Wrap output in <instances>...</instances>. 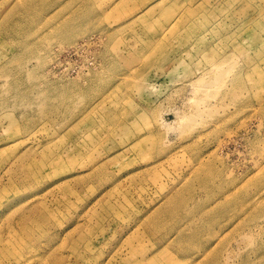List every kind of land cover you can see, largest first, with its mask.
I'll list each match as a JSON object with an SVG mask.
<instances>
[{
    "label": "rangeland",
    "instance_id": "obj_1",
    "mask_svg": "<svg viewBox=\"0 0 264 264\" xmlns=\"http://www.w3.org/2000/svg\"><path fill=\"white\" fill-rule=\"evenodd\" d=\"M116 1L0 0V264H264V0Z\"/></svg>",
    "mask_w": 264,
    "mask_h": 264
},
{
    "label": "crops",
    "instance_id": "obj_2",
    "mask_svg": "<svg viewBox=\"0 0 264 264\" xmlns=\"http://www.w3.org/2000/svg\"><path fill=\"white\" fill-rule=\"evenodd\" d=\"M86 3L89 4H95L96 6H99L100 4L107 2H110L111 0H83ZM126 2H129L128 0H123ZM139 1H143V0H131L130 2H139ZM148 2H161V1H165V0H147ZM113 2V1H112ZM116 2H121V0H117Z\"/></svg>",
    "mask_w": 264,
    "mask_h": 264
}]
</instances>
